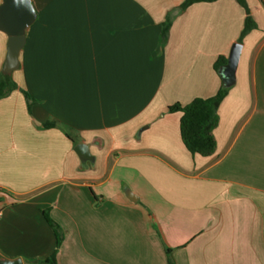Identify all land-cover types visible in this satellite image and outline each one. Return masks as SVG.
Returning a JSON list of instances; mask_svg holds the SVG:
<instances>
[{
  "label": "crops",
  "instance_id": "crops-1",
  "mask_svg": "<svg viewBox=\"0 0 264 264\" xmlns=\"http://www.w3.org/2000/svg\"><path fill=\"white\" fill-rule=\"evenodd\" d=\"M31 1L17 88L0 100V259L45 264L47 212L57 264H264V0H246L257 28L209 157L186 149L169 107L223 87L237 0ZM7 43L0 31V74Z\"/></svg>",
  "mask_w": 264,
  "mask_h": 264
},
{
  "label": "trees",
  "instance_id": "trees-1",
  "mask_svg": "<svg viewBox=\"0 0 264 264\" xmlns=\"http://www.w3.org/2000/svg\"><path fill=\"white\" fill-rule=\"evenodd\" d=\"M216 1V0H186L179 8V11H185L195 3ZM239 5L244 8L246 18L244 28L238 43L242 44L247 34L257 28V24L251 16V12L246 0H237ZM171 27V18L163 25L162 38L167 40L169 29ZM227 61L219 58L214 65L218 71ZM17 88L11 76L0 74V100L9 95ZM229 88L221 87L219 92L210 98H196L190 104L182 106L175 104L169 107L170 113H181L180 133L184 146L193 155H201L203 157L212 156L217 149V142L214 131L218 124V109L223 99L228 94ZM28 99V95L26 94ZM45 219L49 223L57 239V245L54 253L45 260V264H57V254L63 242L59 226L50 218L47 212L44 213Z\"/></svg>",
  "mask_w": 264,
  "mask_h": 264
},
{
  "label": "water",
  "instance_id": "water-1",
  "mask_svg": "<svg viewBox=\"0 0 264 264\" xmlns=\"http://www.w3.org/2000/svg\"><path fill=\"white\" fill-rule=\"evenodd\" d=\"M36 18L31 0H3L0 5V31L8 37L7 55L2 69L4 75L11 76L19 69L20 54L26 43V30L36 21ZM241 52L242 44H233L227 63L219 70L225 88H230L235 84ZM75 151L82 161L92 160L87 145L79 144ZM0 264L23 263L20 259L14 261L0 259Z\"/></svg>",
  "mask_w": 264,
  "mask_h": 264
},
{
  "label": "built area",
  "instance_id": "built-area-1",
  "mask_svg": "<svg viewBox=\"0 0 264 264\" xmlns=\"http://www.w3.org/2000/svg\"><path fill=\"white\" fill-rule=\"evenodd\" d=\"M2 218V210L0 209V219Z\"/></svg>",
  "mask_w": 264,
  "mask_h": 264
}]
</instances>
